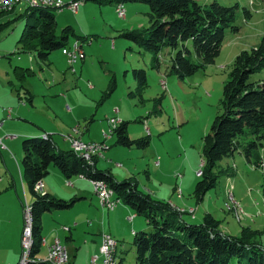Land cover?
Segmentation results:
<instances>
[{"label": "trees", "instance_id": "16d2710c", "mask_svg": "<svg viewBox=\"0 0 264 264\" xmlns=\"http://www.w3.org/2000/svg\"><path fill=\"white\" fill-rule=\"evenodd\" d=\"M82 1L113 6L116 3L146 5L145 17L148 26L142 29L123 30L119 37L147 52L148 68L154 71L160 68L162 51L169 49L164 72L166 76H172L181 82L214 62L225 30L232 33L238 30L234 26L237 4L227 7L215 1L199 5L194 0ZM14 7L8 11L1 9L0 18L11 13ZM53 9L55 8L25 6L13 19L0 22V33L14 19L25 17V25L16 44L20 46V52L34 53L35 58L45 65H49L50 53L69 46V38H73L80 45L85 43L87 38H93V36L76 35L70 26L63 27L55 35ZM241 10L244 20H248L249 11L245 8ZM188 41L191 43L193 54L185 45ZM191 55L196 62L191 60ZM262 69H264V25L259 43L254 48L238 52L229 65L227 79L221 87L220 112L212 118L208 132L201 138V173L189 194L195 204H199L206 192L214 188L218 173L234 175L233 167H226L219 172L213 171L218 161L233 157L234 153L241 155L247 164L261 168L260 193L264 196V165L262 166L260 155L264 146V82L250 80L251 75L259 73ZM11 74L18 85L14 86L10 81L7 83L17 100L32 105L34 96L21 85L26 77L32 75V72L27 68L15 66ZM131 77L134 88L127 93V97L136 100V104L143 108L146 101L143 92L147 88L145 70L134 68L131 70ZM160 81H158L160 96L152 99L154 106L148 112L154 116L162 112L161 101L166 91L165 83L162 88ZM114 87V76L111 75L108 80V90L100 100L107 98ZM91 120L89 119V122ZM139 121L140 119L119 121L110 131L109 139L112 142L110 147L146 149L149 145L148 135L137 138H130L127 135V125ZM20 150L21 179L31 196L33 244L28 264H48L34 261L40 251V241L42 242L40 235L42 214L52 210H66L73 201L57 199L44 193L37 194L34 184L48 174L49 167L55 168L65 179L82 176L88 182L104 183L116 200H120L133 211L135 216L141 217L146 222L147 230L137 231L131 237L133 264H264V244L261 240L264 236V224L257 228L240 226L238 234L233 236L222 232L219 229L220 222L208 213L203 215L197 224L189 222L188 216H193V210L189 215L186 211H178L166 201L150 197L138 188L134 176L116 180L107 169H99L95 166V157L84 159L70 149H58L50 134L44 137L23 138ZM225 210H228L227 205ZM262 214L264 212L258 215ZM118 246L122 245L118 243ZM117 250L118 248L114 258ZM72 261L68 257L65 264H73ZM122 262L123 258L117 260V264H123Z\"/></svg>", "mask_w": 264, "mask_h": 264}, {"label": "rangeland", "instance_id": "374dc122", "mask_svg": "<svg viewBox=\"0 0 264 264\" xmlns=\"http://www.w3.org/2000/svg\"><path fill=\"white\" fill-rule=\"evenodd\" d=\"M212 1H215L221 6L227 7L237 4L234 26H236L238 30L236 33H232L229 30L224 31L219 53L214 59V62L211 65L206 66L204 70L197 71V77H201L200 83L197 78H192L196 82L194 89H191L194 91L191 94H189L190 92H186L187 94L179 95L177 99V106L179 107L180 112L183 113L186 120V123L181 126H178L174 123L173 117L177 115V110L171 105V100L167 94H164L162 98L164 99L162 101V112L157 113L155 116L154 114H148V112H150L154 106V101L152 99L160 96L161 93V90L157 84V79H151V76L156 75V73L154 70L148 68L149 54L136 48L131 42L119 37L121 31L131 28L134 29L135 26H137L136 28H139V26H142L141 28H143L144 23L138 26L135 25V23L139 24V22H135L138 20H128L129 23L125 22V15L123 19H119L118 15H116L114 12L113 5H98L92 1L83 2L82 0H61L60 2L63 4L62 8L52 10L55 20V35H57L60 29L63 27L70 26L74 33L76 32V35L79 34L78 36H93V41L90 38H87L86 42L81 45L82 51L84 53L83 59L78 60L72 66H70L65 56L61 54L60 50H55L50 53L48 56L49 65L40 63V61L35 58L34 53L20 52V46L16 44V41L25 25L26 18L20 17L14 19L8 25V27H6L0 33V72H2L3 67H7L11 73L13 67L15 66L27 68L32 72V75L26 77L21 85L25 88L26 85H30L34 92L32 93L35 97L34 101L32 105L25 104L22 102L23 100L21 103L26 106L25 109H27L29 112V116L40 122H43V115L44 113H47L49 122L51 123L52 128H54V134H51V137L53 139L64 138L68 145H66L68 147L66 150H69L70 144L67 137H69L71 140L74 139L85 142L88 140L87 138L90 137L93 132H95L96 127L99 128L100 124L103 126V128L108 125V130H112L115 127L113 118L116 117V114L113 112L114 108L118 107L124 113H137L139 111L140 106L136 104V100L128 98L127 93L132 91L134 88L131 87L133 84L131 70L134 68L144 69L147 81V88H145L143 92V98L146 99L144 102V106L146 108V120L147 118H150V124L152 125L155 123V121H164L165 119H168L169 129L161 134L162 138H164V140L166 139L167 141V144H164L163 147L171 150V143L175 144L174 138L180 137L182 143L190 148V151L195 156V160L197 161V164L195 165L186 163L187 174L192 175L195 173V176L197 177L196 180H198L200 174L196 175V173L198 171L201 173V138L208 132L212 118L220 112L219 99L222 87V85H220V78H223L224 81L227 79L229 65L238 52L254 48L259 43L260 37L263 33L264 25V0H198V2H196L199 5H205ZM69 2L70 4H72L71 2H74L78 5V9L75 14L66 9ZM83 5L85 6L82 8ZM25 6L26 5L24 2L21 3V5H17L11 13L3 15L0 18V22L13 19L21 9H24ZM127 7H129L128 11L129 9L132 11L134 7H137L140 10L143 9L142 11L147 10V6L144 4H123V8L125 10ZM242 8H245L249 11L250 18L248 20H244L241 10ZM108 9H111L110 13L108 12ZM137 17H140V20H145L140 13L137 14ZM68 42L70 45L74 42V39L69 38ZM111 42H114V46L111 44ZM188 49L193 54L190 41H188ZM168 51L170 50L165 49L161 53V64L159 68L160 73H163L165 71V67L167 66ZM17 58L22 59L20 65L14 63L17 61ZM191 58L193 62H196V59L193 55H191ZM26 60L29 61L27 62V65L25 62ZM202 73L204 76L201 75ZM111 75L114 76V90L107 98L100 100L103 94L108 90V80ZM250 80L264 82V69H262L259 73L251 75ZM9 81L13 82L14 86L18 85V83L12 77L8 81L4 79L2 81V87L9 90L10 85H7V82ZM128 87L130 89H128ZM206 91L209 93V95H207ZM11 94L18 103V100L12 91ZM19 95L21 96V90ZM209 96H211V99ZM97 103H99V105H97ZM210 113L212 115L209 119V123L206 125V120H208V115H210ZM8 114L6 110L7 117H9ZM141 116L144 117L145 115ZM89 119H92L91 122H89ZM132 120L134 119H131L130 121ZM20 123H22V121ZM86 125L91 129V131H89L90 134H86L84 132ZM139 126L140 125L138 122H132L130 125H128V129H138ZM108 130L106 132L100 133V129H97V135L101 134L105 140L108 137ZM7 134L16 137L14 133ZM103 135H105V137ZM44 136L45 134L41 137ZM27 137L38 136L27 135L21 137L18 140L19 149L17 151L18 154H16V159L20 169V176L22 172L20 165V143L23 138ZM79 137L84 141L80 140ZM2 142L5 143L4 140ZM108 142L110 144L105 145L106 148L99 156H97L102 162H104V160L106 161V159L102 157L103 155L109 156L106 155V149L110 147L112 142L111 140H106L107 144ZM59 148L60 150H65L61 146ZM11 154L13 153L8 148L0 150V155H7L8 157H11ZM116 155L117 154H115L114 157L117 158V162L124 166L121 158L117 157ZM260 155L263 166L264 146L260 151ZM108 159L109 158H107V160ZM135 160L139 163V159ZM232 160L234 163H232ZM111 163L114 164L115 162L111 161ZM148 164L150 165V162ZM226 167H233L235 170V172H233L234 175L229 176V174L225 175L224 173H218L214 188L208 190L204 195V199H208L209 201L208 207L211 210H216V204L214 200L219 198L226 203L223 204L222 202L219 204V207L223 205L225 210L227 205L228 213L222 212V215L219 214L218 211L215 213V216H217L220 220L221 225L219 226V229H224V226L227 224L228 230L230 231H232V225L238 230L240 226L248 225L254 227L256 225L258 226V224L263 225L264 214L258 215L264 212V196H262L260 193V186L262 184L261 168H255L253 165L247 164L241 155L237 153H234L233 157L222 158L217 162L213 171L219 172ZM49 169L54 168L49 167ZM146 169V165L141 168V170L138 172L139 174L137 175V180L143 179V182L146 183ZM162 170L163 174L158 173L156 177H154L155 181L151 182L150 187L158 188V184L161 183L160 188L164 191V194L168 191V196H172V199L168 197V199L171 201H173L174 196L176 198H180V192L182 191V199H188L190 203H192L190 197L188 198V196H186L187 194L189 195L191 193L192 190L190 191V189H182L180 191L179 188L176 187L174 189V193H171L173 184L172 174H179L180 172L172 171L169 164L163 166ZM2 172L3 166L0 161V178L4 179L3 181H5V177L7 176H4ZM15 172L13 174L14 179H16L18 184H20L19 176ZM179 175L175 174L174 177H177V179L180 180ZM47 176H49V174H47L45 177ZM33 192L35 193V191ZM27 195L28 194H26V198L28 200ZM238 196H240L239 200L242 201L240 205L234 201L237 200ZM119 201L120 200H117V204ZM91 202V205L93 206L97 204V206H95L96 208H102V210L105 208L100 204L99 206L97 199H94V197L91 198ZM168 203L178 211H186L188 214V210L192 211L190 208L182 209L174 206L170 202ZM29 205L30 203H27V206ZM106 209L108 208L106 207ZM250 209L252 210L250 211ZM108 210L105 211L110 212ZM247 210L250 211L249 214L245 212ZM201 213L202 210L196 213L195 220L188 221L197 224L200 220ZM192 215L194 216V214ZM132 217L133 215L130 214L127 217L125 216V219L129 220ZM249 219H253L255 225L248 224ZM237 222H239V224ZM111 238L115 242L117 241L113 237ZM261 238L262 243L264 244V236ZM92 239V237H87L88 242H90L89 240ZM117 242H119V240ZM117 242L115 246V253L118 244ZM81 243L82 241L77 243V246L79 247L77 248L74 259L71 255H69V259H72L74 264H90V258H94L96 255L93 256V251H91V248L84 247ZM40 246H42L41 241ZM124 246L125 251L123 253V264H133V248L130 245V242L127 241ZM121 247L122 246H120V249ZM41 252L42 250L37 254L38 259L43 258L44 254L42 255ZM2 260L3 256L0 255V261Z\"/></svg>", "mask_w": 264, "mask_h": 264}, {"label": "crops", "instance_id": "0c3cea01", "mask_svg": "<svg viewBox=\"0 0 264 264\" xmlns=\"http://www.w3.org/2000/svg\"><path fill=\"white\" fill-rule=\"evenodd\" d=\"M195 1L198 2V0ZM17 5H21V3ZM17 5H15V7ZM84 6L85 5H83L82 8ZM128 8L129 7H127L126 10L124 9L125 22L129 23L128 20L130 21L138 20L135 22L137 23L139 22V24H136L135 22L132 23H135V25L138 26L144 23L143 28L148 26L145 17L146 11H142L143 9L140 10L137 7H134L132 11H130V9L128 11ZM77 9H78V5L76 4V12ZM108 12L110 13L111 9H108ZM138 13H140L146 21L143 19L140 20V17H137ZM136 27L137 26H135L134 29H142L141 28L142 26H139V28ZM82 36H86V35H82ZM91 40L93 41V39ZM111 44H113L114 46V42H111ZM185 45L188 48V42H186ZM28 60L25 61L26 65L27 62H29ZM21 61L22 59L17 58V61L14 63L20 65ZM2 69H3L2 72H0V133H1L0 138H1V142L3 140L5 141V143L2 142V144L4 145V149L8 148L10 151H12L13 154L10 155L11 157H8L7 155H0V161L3 166L2 174H4V176H7L5 177V181H3L4 179L0 178V255L3 256V260L0 261V264H16L20 254L19 241H20V233L22 228L21 203L23 202V200H25V202L27 203L31 202V196L27 190L26 185L22 182L18 161L16 159V154H18L17 151L19 149L18 140L21 137L27 135H32V136H40V135L43 136L44 134L53 135L54 128H52V125L49 122L47 113H44L43 115L45 124H44V120L43 122H40L35 118H31V116H29V112L27 111V109H25L26 106H24L19 100L17 103L15 99L12 97L11 94L12 90L10 89V87L9 90L2 87V81L4 79L8 81L10 80V78H12V74L10 73L9 68L3 67ZM155 73L156 75L154 76L152 75L151 79L152 80L157 79V84L158 81L162 80V78L164 79L163 81L165 83L166 91L163 94H167L169 96L171 100V105L174 106L177 110V115L173 117L174 123L177 124L178 126L185 124L186 120L184 118L183 113L180 112V109L177 106V99L179 95L187 94L186 92H190L189 94H191L194 91L191 89H194V86L196 85L195 80H193L192 78H197L200 83L201 77L199 76L197 77L198 73H196L193 76L181 82L176 80L172 76L167 77L165 72L160 73V71L158 70L155 71ZM201 75L204 76L203 73ZM223 81H224L223 78H220V85H222ZM131 87L132 88L134 87V82L131 85ZM26 89L31 94L34 93L29 84L26 85ZM128 89L130 88L128 87ZM206 93L207 95H209L207 91ZM209 98L211 99V96H209ZM163 100L164 99H162V101ZM162 101H161V108H162ZM6 110H9V114H8L9 117L6 116ZM113 112L116 114L115 118L118 119L119 121L140 119V121L138 122V124L140 125L138 129H131V130L128 129V125H130L132 122L127 125V135L130 138H137L140 136L148 135L149 145L144 150L125 149L121 147H109L111 149L109 148L106 149L107 150L106 155L109 156H104V155L102 156L104 157V159H106V161L104 160V162H102L98 159L99 157H97L95 159V166L99 169H107L116 180L134 176L138 188L141 191L149 194L150 197L163 201H168L174 206H177L182 209H187V208L192 209L194 216L192 217L190 216L191 218L188 216L190 221L195 220L196 213L202 210L201 217L208 213L214 219L220 222L219 218L215 216L216 211H218V213L221 215L222 212L228 213L226 210H224L223 205L219 207V204L223 202L220 198L214 200L216 204V210L209 209L208 199L206 200L203 198V200L198 205L195 204L191 198L190 199L192 203H190L188 199H184V200L182 199L183 192L181 190L190 189L191 191L193 189L195 182L197 181L196 180L197 177L195 176V173H193L192 175L187 174L186 163L195 165L197 164V161L195 160V156L190 151V148H188V146H185L182 143L180 137L174 138L175 144L171 143L172 144L171 150L163 147L164 144H167V141L166 139L164 140V138H162L161 134L169 129L168 119H165L164 121H155V123L151 125L150 124L151 119L147 118L146 120L145 106H143V108L142 106L139 107V111L137 113L136 112L124 113L118 107L114 108ZM141 115H145V116L143 117ZM211 115H212L211 113L210 115H208V120H206L207 121L206 125L209 123V119L211 118ZM21 121L22 123H20ZM108 127L109 126L106 125V127L103 128V126L100 124L99 128L96 127L95 132L92 133L93 135L91 134L90 137L87 138L88 140H86L85 142H96V143H103L104 145H109L110 144L109 142L108 144L106 143V140L108 141L111 140L109 139V137L104 140L101 134H99L100 136L97 135V129H100V133H102V132H106L108 130ZM89 131H91V129L88 128V126H86L84 132L86 134H90ZM7 133H14L16 137L14 136V138L9 139L8 138L9 134ZM100 137L102 140L100 139ZM51 139L58 149H60L59 148L60 146L65 150L68 149L67 142L65 141L64 138L53 139L51 137ZM80 140L84 141L82 138H80ZM4 149H0V150H4ZM115 154H117L116 155L117 157L121 158V161L122 163H124V166H122L117 162V158L114 157ZM107 158L109 159L107 160ZM135 159H139V163ZM111 161H114L115 163L113 164L111 163ZM149 162L150 165L148 164ZM232 163H234L233 160ZM166 164H169L171 166L172 171L180 172L179 173L180 175L178 173H175L176 175L180 176V180H178L177 177H174L175 174H172L173 184L171 188V193H174V189L176 187L179 188V190L181 191L180 198H176L174 196L173 201L168 199V197L172 199V196H168V191L167 193L164 194V191L160 188L161 183L158 184L159 185L158 188L150 187L151 182L155 181L154 177H156L158 173L163 174L162 167L165 166ZM145 165L147 168L145 171L146 183L143 182V179L137 180V175L139 174L138 172ZM55 170H56L55 168L54 169L48 168L49 176L44 177L41 180L42 192L57 199H62V200L72 199L73 201L71 203V206L66 210H52L49 212H44L42 214L40 235L44 241V246L43 247L40 246V251L42 250L41 253L42 255L44 254L43 258L46 254V246L51 244L53 240H58L59 244L65 247L67 252V257L71 255L73 256L72 258L74 259L77 248L79 247L77 246V243H79V241H82L81 244L84 247H90L91 251H93L92 255L93 256L96 255L94 256L96 258L93 263H91L90 261L91 258H90L89 260L90 264H99L100 257L97 252L99 246V238H100L99 235L105 233L113 237L115 240L117 241L119 240L120 243L119 242L118 243L122 245L120 249V247H118L117 244V248H118L117 260L119 261V259L123 258V253L125 251L124 244L127 241L128 242L131 241V237L135 232L143 231V230L146 231V229L148 228L146 226V222L142 220L141 217L135 216L133 211L129 207L122 204L120 201L118 204H116L113 211L110 212H107L104 209L102 210V208H96L95 206H97V204H95V206L91 205L92 203L91 198L92 197H94V199L96 198L92 192V187L87 180L80 179L78 177H71L69 179H65L58 171ZM14 172L18 174L20 184H18L16 179H14V175H13ZM26 194H28L27 195L28 200L26 198ZM186 196H188L189 198L188 194ZM239 198L240 196H238L237 200L234 201L240 205L242 201L239 200ZM224 203L225 202H223V204ZM251 210L252 209H250V211ZM250 211L247 210L245 212L249 214ZM130 214H132L133 217L130 220H126L125 216L127 217ZM248 224L255 225V222L252 219V221H248ZM220 225L221 224H219V226ZM260 225L261 224H258V226L256 225L255 228L259 227ZM224 229L222 228L221 231L228 235H237L239 232V230L235 229L233 225H232V231L228 230V224L224 226ZM87 237H92L93 239L89 240L90 242H88ZM72 262L74 264V261Z\"/></svg>", "mask_w": 264, "mask_h": 264}, {"label": "built area", "instance_id": "2783aa9c", "mask_svg": "<svg viewBox=\"0 0 264 264\" xmlns=\"http://www.w3.org/2000/svg\"><path fill=\"white\" fill-rule=\"evenodd\" d=\"M25 3L26 6H30L34 3H41L45 4L48 7H52L55 9H61L62 3L59 0L52 1V0H0V6H3V11H8L12 7L17 4ZM70 2L67 4L66 9L70 10L71 13L76 12V3ZM70 4V5H69ZM114 12L118 15L119 19H123L125 15V10L121 3H116L114 5ZM61 54L65 56L66 60L72 66L78 60L83 59V52L81 49V45L74 41L70 44L67 48H63L61 50ZM160 85L163 86V81H160ZM9 110H7V114ZM115 127L118 125L119 121L113 118ZM111 130H108V137ZM105 137V135H103ZM107 137V138H108ZM9 139L14 138L13 135H8ZM68 142L70 144V150L75 153L77 156L83 157L84 159H89V155H96L99 156L102 151L106 148L103 143H94V142H81L79 140L69 139ZM0 149H4V145L1 142L0 138ZM200 172L198 171L196 175H199ZM80 179H84L82 176H78ZM93 193L97 199L98 205L101 201H108L109 210H113L117 204V200L114 198L112 191L107 190V186L100 182V181H89ZM37 194H43L42 192V183L41 181L35 184ZM27 210V202L23 200L21 203V214H22V228L20 233V254L16 264H24V253H25V244H26V228H25V214ZM191 212V210H188ZM131 219V218H130ZM129 219V220H130ZM111 237L108 234H101L99 241L100 244L98 246V254L100 256V263L99 264H109L110 256L112 254L111 251ZM44 246V241L42 239V246ZM96 257L91 258V263L94 262ZM67 252L64 246L60 245L58 240H53L51 244L46 246V254L43 259H35L34 261H47L49 264H65L67 262Z\"/></svg>", "mask_w": 264, "mask_h": 264}, {"label": "bare ground", "instance_id": "6f19581e", "mask_svg": "<svg viewBox=\"0 0 264 264\" xmlns=\"http://www.w3.org/2000/svg\"><path fill=\"white\" fill-rule=\"evenodd\" d=\"M38 6H44V7H48L46 6L45 4H41V3H34L32 5H30L29 7H38ZM0 9L3 10V6H0ZM113 124V123H112ZM90 157H97L96 155H89V158ZM91 160V159H90ZM108 191H111L110 189L107 188ZM102 207H105L104 209L105 210H108L109 207H108V201H101L99 203ZM106 207L108 209H106ZM110 211V210H108ZM31 217L32 215H30V205L27 206V210H26V214H25V228H26V244H25V253H24V264H28L29 261H30V254H31V248H32V239H31ZM41 245H42V242H41ZM61 245V244H60ZM115 246H116V242L111 239V251H112V254L110 256V261H109V264H116V259L114 258L115 256ZM32 259V258H31ZM35 260V259H34ZM36 262V261H35ZM41 262H44V263H48L47 261H41Z\"/></svg>", "mask_w": 264, "mask_h": 264}]
</instances>
